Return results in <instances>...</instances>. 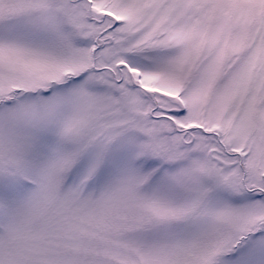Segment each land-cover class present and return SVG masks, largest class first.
<instances>
[{"label": "snow or ice", "instance_id": "6c2138e0", "mask_svg": "<svg viewBox=\"0 0 264 264\" xmlns=\"http://www.w3.org/2000/svg\"><path fill=\"white\" fill-rule=\"evenodd\" d=\"M0 264H264V0H0Z\"/></svg>", "mask_w": 264, "mask_h": 264}]
</instances>
